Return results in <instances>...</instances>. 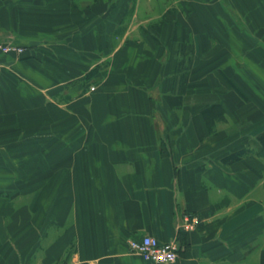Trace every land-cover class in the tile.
I'll return each instance as SVG.
<instances>
[{"label":"crops","instance_id":"1","mask_svg":"<svg viewBox=\"0 0 264 264\" xmlns=\"http://www.w3.org/2000/svg\"><path fill=\"white\" fill-rule=\"evenodd\" d=\"M0 39V264H264V0H0Z\"/></svg>","mask_w":264,"mask_h":264},{"label":"rangeland","instance_id":"2","mask_svg":"<svg viewBox=\"0 0 264 264\" xmlns=\"http://www.w3.org/2000/svg\"><path fill=\"white\" fill-rule=\"evenodd\" d=\"M171 16H172V13L170 10H168V12L166 13V17L169 18ZM243 25L244 24H241V26ZM227 84L228 82L226 83V85ZM6 94L8 95L9 92ZM3 105H4L3 103H0L1 141L4 140L5 142L8 141L9 143H14L24 136V135H21L23 132L22 124H25V121L26 119H28V117H26L25 114L18 113L19 112L18 110L9 111L10 109H8L7 107ZM9 112H11V114H9ZM18 153L19 152L16 150L8 151L6 149H3V145H0V165H1L0 166V193H4L5 190L8 189L7 186L10 184L9 180H14L13 178L15 175V171H16V175L19 178H24V176L27 175L26 173L27 167L24 166L23 161H19L20 157L17 156ZM14 158H16L15 160L18 161L16 168H12L4 164L8 160L14 163L15 161ZM13 165L15 167L16 164L14 163ZM34 170H39V165L38 167H34ZM13 185H15V183Z\"/></svg>","mask_w":264,"mask_h":264},{"label":"built area","instance_id":"3","mask_svg":"<svg viewBox=\"0 0 264 264\" xmlns=\"http://www.w3.org/2000/svg\"><path fill=\"white\" fill-rule=\"evenodd\" d=\"M24 47L12 42L0 39V54L14 53L22 54ZM184 226L194 227V222L190 216H185ZM128 245L131 251L140 254L145 260L150 262H174L179 257L180 245L176 240L161 241L156 236L144 234L129 238Z\"/></svg>","mask_w":264,"mask_h":264},{"label":"trees","instance_id":"4","mask_svg":"<svg viewBox=\"0 0 264 264\" xmlns=\"http://www.w3.org/2000/svg\"><path fill=\"white\" fill-rule=\"evenodd\" d=\"M218 73L221 76V78L223 79L226 87H230V88L232 87V88L236 89L239 93L244 94L242 92V90L238 86H236V84H234V82H232V80L224 72L218 71ZM227 82H228V84L226 85ZM206 110L208 112H214L213 113V115H214L213 118H210L209 115L206 116V121H207L209 127H211L212 126V122L214 121V119L217 117V115L219 113L218 112L216 114V112L218 110V106L216 104H213L212 107L210 106V108H208ZM261 139L264 141V134H262ZM246 151H247V149H245V148L241 149V150H239L237 152H234V153L228 155L225 159H226V161L227 160H231V159H237V158L241 157L243 154H245Z\"/></svg>","mask_w":264,"mask_h":264}]
</instances>
